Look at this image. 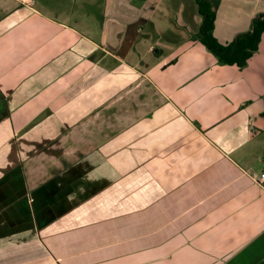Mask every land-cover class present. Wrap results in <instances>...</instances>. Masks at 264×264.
<instances>
[{"label": "crops", "instance_id": "obj_1", "mask_svg": "<svg viewBox=\"0 0 264 264\" xmlns=\"http://www.w3.org/2000/svg\"><path fill=\"white\" fill-rule=\"evenodd\" d=\"M0 0V264H264V33L195 0ZM214 36L264 0H210Z\"/></svg>", "mask_w": 264, "mask_h": 264}, {"label": "trees", "instance_id": "obj_2", "mask_svg": "<svg viewBox=\"0 0 264 264\" xmlns=\"http://www.w3.org/2000/svg\"><path fill=\"white\" fill-rule=\"evenodd\" d=\"M195 2L198 14L202 17V23L195 38L220 64L244 68L248 59L257 51L264 33V13H259L253 18L249 31L238 34L233 41L227 44H222L213 34L216 12L212 3L210 0H195Z\"/></svg>", "mask_w": 264, "mask_h": 264}, {"label": "built area", "instance_id": "obj_3", "mask_svg": "<svg viewBox=\"0 0 264 264\" xmlns=\"http://www.w3.org/2000/svg\"><path fill=\"white\" fill-rule=\"evenodd\" d=\"M20 3H25L26 0H18ZM252 179L257 183L261 184L264 181V171L260 173L259 175H252Z\"/></svg>", "mask_w": 264, "mask_h": 264}, {"label": "rangeland", "instance_id": "obj_4", "mask_svg": "<svg viewBox=\"0 0 264 264\" xmlns=\"http://www.w3.org/2000/svg\"><path fill=\"white\" fill-rule=\"evenodd\" d=\"M25 5H32L31 1L30 0H26V2L24 3Z\"/></svg>", "mask_w": 264, "mask_h": 264}]
</instances>
